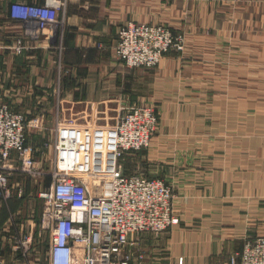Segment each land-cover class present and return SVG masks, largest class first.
<instances>
[{"label": "crops", "instance_id": "1", "mask_svg": "<svg viewBox=\"0 0 264 264\" xmlns=\"http://www.w3.org/2000/svg\"><path fill=\"white\" fill-rule=\"evenodd\" d=\"M16 1L45 0H0V103L27 115L44 110L53 125L63 102L111 118L106 124L138 103L159 115L151 146L132 156L133 173L173 187L180 223L141 235L147 264H227L247 238L264 235L263 72L254 74L248 48L232 40L252 36L264 0H65L62 39L49 29L25 34L9 13ZM130 22L186 29L188 46L154 69H129L115 45Z\"/></svg>", "mask_w": 264, "mask_h": 264}, {"label": "built area", "instance_id": "2", "mask_svg": "<svg viewBox=\"0 0 264 264\" xmlns=\"http://www.w3.org/2000/svg\"><path fill=\"white\" fill-rule=\"evenodd\" d=\"M66 7L65 0L16 1L9 13L29 36L49 29L62 39ZM183 38L163 24L130 22L118 32L115 56L132 68H153L169 52L184 51ZM46 114L27 115L0 103V208L24 197L22 180L38 186L42 202L38 223L24 233L19 224L9 239V259L0 264H147L141 235L159 236L180 223L175 193L162 178L124 173L121 159L151 146L156 109L133 106L115 123L101 125L63 121L58 114L53 141L36 148L29 133L44 130ZM46 149L53 150L47 167L37 158ZM227 264H264V235L247 238Z\"/></svg>", "mask_w": 264, "mask_h": 264}, {"label": "rangeland", "instance_id": "3", "mask_svg": "<svg viewBox=\"0 0 264 264\" xmlns=\"http://www.w3.org/2000/svg\"><path fill=\"white\" fill-rule=\"evenodd\" d=\"M264 13V6H255L254 7V15L259 17V20L254 21L253 26L248 29V33H252L251 37L245 38L244 36H239L237 38H233L232 40L235 42V44H238L240 48H248L249 51V62L252 61V65L254 67V74L255 75H261V72H263V79H264V23L261 21L262 14ZM240 24V23H239ZM249 26V24H248ZM240 30L242 33H244L245 26L244 24L240 25ZM184 31L175 32L176 35L181 37V35L184 37L183 44L185 49L188 46V40H187V33ZM184 49V50H185ZM172 52H180L183 51H171L168 54ZM166 54V55H168ZM165 55V56H166ZM161 63V61H160ZM159 63V64H160ZM158 64V65H159ZM158 65H156L153 68H144V67H136V68H143V69H154ZM127 68L131 69L132 67L126 66ZM132 68V69H136ZM261 69V70H258ZM61 74H62V80H65V77L67 78L69 75L68 68L65 67V63L63 61L61 66ZM68 74V75H67ZM256 79H261L259 77H256ZM264 82V80H263ZM264 87V86H263ZM60 89V88H59ZM143 105L142 103L136 104ZM133 105V106H136ZM148 105V104H147ZM82 106V107H81ZM131 106V108L133 107ZM154 107V106H152ZM88 107L83 105H77L72 106V109L70 107V104L67 102H63L59 114L61 116V119L63 121L69 120L71 118H76L82 123L89 122L90 125H101L106 124L108 122H112L111 118H104L105 116L96 115L95 113L92 114L88 112ZM155 108V107H154ZM129 108H122L120 112H125ZM159 117V115H158ZM46 127L42 131H35L33 129L30 130V141L36 148H40L44 143H51L53 141V134H52V128H53V122L49 124H45ZM52 126V128H51ZM159 126V123H158ZM39 141V142H38ZM44 153V156L41 154V152H37V158L38 160H42L43 164L47 166L50 165V160L53 157V150L50 152L48 149H46ZM136 153L128 152L126 155L121 159V164L124 169V173L129 174L133 173L134 169V157H132ZM25 185H27L28 189L30 188L29 192H26L23 197V204L20 207H12L13 210L9 213L5 211V213L2 212V208L0 209V256L5 255L8 252L9 256V248L8 245H10L9 239L11 236L15 235L17 232L21 230V226L19 224L24 225L23 233L28 231L31 227V225H36L38 223V212L39 208L42 207V202L36 195L38 192V186L35 184H31L27 180H22ZM29 184V185H28ZM27 189V191H28ZM34 190V195H31V192ZM26 198V200H25ZM22 199V198H21ZM18 200V199H17ZM24 203H29L30 207L32 208L33 213H29L26 206H24ZM4 209V208H3ZM27 209V210H26ZM2 212V213H1ZM5 214V215H4ZM33 216V217H32ZM32 220V221H31ZM48 248V242L47 240L43 241L41 246L42 253L46 252V249ZM8 258V257H7ZM42 264H45L42 262Z\"/></svg>", "mask_w": 264, "mask_h": 264}, {"label": "trees", "instance_id": "4", "mask_svg": "<svg viewBox=\"0 0 264 264\" xmlns=\"http://www.w3.org/2000/svg\"><path fill=\"white\" fill-rule=\"evenodd\" d=\"M39 142V141H38ZM29 143H32L31 141H30V138H29ZM5 215V214H4Z\"/></svg>", "mask_w": 264, "mask_h": 264}]
</instances>
